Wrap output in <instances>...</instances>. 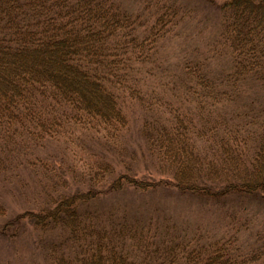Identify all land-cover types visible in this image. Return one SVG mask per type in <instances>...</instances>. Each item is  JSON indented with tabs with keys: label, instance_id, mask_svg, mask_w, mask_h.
<instances>
[{
	"label": "trees",
	"instance_id": "obj_1",
	"mask_svg": "<svg viewBox=\"0 0 264 264\" xmlns=\"http://www.w3.org/2000/svg\"><path fill=\"white\" fill-rule=\"evenodd\" d=\"M0 264H264V0H0Z\"/></svg>",
	"mask_w": 264,
	"mask_h": 264
},
{
	"label": "rangeland",
	"instance_id": "obj_2",
	"mask_svg": "<svg viewBox=\"0 0 264 264\" xmlns=\"http://www.w3.org/2000/svg\"><path fill=\"white\" fill-rule=\"evenodd\" d=\"M197 22V21H196ZM8 201H9V203H10V205L11 204H16L17 202H16V200L14 201L13 199H11V198H8ZM16 202V203H15ZM16 206V205H15Z\"/></svg>",
	"mask_w": 264,
	"mask_h": 264
}]
</instances>
